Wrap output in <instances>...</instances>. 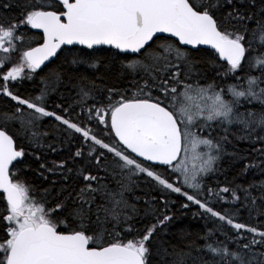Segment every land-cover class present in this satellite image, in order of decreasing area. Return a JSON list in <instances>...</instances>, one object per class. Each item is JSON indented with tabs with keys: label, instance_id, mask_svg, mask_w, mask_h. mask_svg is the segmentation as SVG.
<instances>
[{
	"label": "snow or ice",
	"instance_id": "6c2138e0",
	"mask_svg": "<svg viewBox=\"0 0 264 264\" xmlns=\"http://www.w3.org/2000/svg\"><path fill=\"white\" fill-rule=\"evenodd\" d=\"M0 264H264V0H0Z\"/></svg>",
	"mask_w": 264,
	"mask_h": 264
},
{
	"label": "trees",
	"instance_id": "16d2710c",
	"mask_svg": "<svg viewBox=\"0 0 264 264\" xmlns=\"http://www.w3.org/2000/svg\"><path fill=\"white\" fill-rule=\"evenodd\" d=\"M180 227H187L190 231L193 233L200 230L201 222L194 220L191 218V216L186 217L181 223Z\"/></svg>",
	"mask_w": 264,
	"mask_h": 264
}]
</instances>
